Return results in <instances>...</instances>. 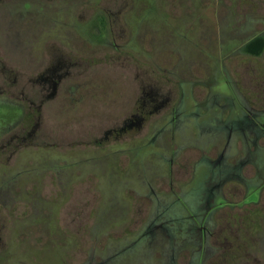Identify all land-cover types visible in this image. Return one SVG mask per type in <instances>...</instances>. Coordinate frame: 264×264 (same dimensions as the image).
Listing matches in <instances>:
<instances>
[{
  "label": "rangeland",
  "instance_id": "obj_1",
  "mask_svg": "<svg viewBox=\"0 0 264 264\" xmlns=\"http://www.w3.org/2000/svg\"><path fill=\"white\" fill-rule=\"evenodd\" d=\"M109 2L99 8H109ZM131 4L127 23L134 29L142 23L151 29L149 23L160 22L175 28L171 49H165L152 68L170 78L174 70L187 88L195 82L189 93L192 100L202 102L210 83L226 79L228 87L219 82L218 92L228 96L230 88L235 96L251 100L252 108H264V53L252 58L240 50L248 38L264 34V0H133ZM27 5L33 10V4ZM0 31L5 35L0 37V57H7L4 69L10 70L15 55L24 62L28 57L13 42H28L30 28L16 20ZM155 36L163 44L162 33L157 31ZM146 40L132 50L137 63L144 66L154 58L147 62L143 54L155 51ZM115 44L122 47L125 40L117 38ZM178 47L181 53L175 51ZM123 50L104 52L112 56ZM193 51L212 64V76L204 72L200 61L187 72L186 63L177 68L181 56L185 59ZM114 62L110 58L99 65L117 69V74L101 71L93 80L92 89L98 94L85 102L84 122L102 121L108 107L130 94L132 86L117 65L121 61ZM27 74L20 72V84ZM3 79L0 71V85L5 88L14 83L15 76ZM91 80L81 77L73 84L86 88ZM224 104L230 109L234 105L230 96ZM2 108L0 113L9 114L14 106L0 96ZM213 110L199 120H182L174 133L165 116L154 120L151 128H164L157 141L149 143V135L129 143L119 140L124 144L118 149L126 154L118 157L108 151L113 142L104 140L99 147L90 140L78 141L70 130L67 145L61 146L65 136L54 128L55 120H20L9 132L4 127L18 120H0V138L6 133L0 146L27 124H38L36 133L43 137L52 134L48 142L55 146L32 140L25 152L0 151V185L3 182L5 187L0 191V264H264V137L255 145L250 140L255 134H247L253 151L249 153L243 134L235 132L229 139L226 133V126L237 121L231 120L234 114L229 118L228 109L224 114L228 120H217L218 111ZM56 117V123L70 124L80 116L59 110ZM104 137L103 133L95 138ZM228 139V154L232 148L239 152L224 163L236 164L245 156L255 164L246 163L217 189L218 209L208 220L211 234L206 238L193 226L190 211L206 219L211 208L204 212L203 207L209 201V189L225 176L224 168L214 167L211 160L219 158Z\"/></svg>",
  "mask_w": 264,
  "mask_h": 264
},
{
  "label": "flooded vegetation",
  "instance_id": "obj_2",
  "mask_svg": "<svg viewBox=\"0 0 264 264\" xmlns=\"http://www.w3.org/2000/svg\"><path fill=\"white\" fill-rule=\"evenodd\" d=\"M108 1H110L107 4L109 8L101 10L99 6ZM131 2L133 0H0V28L7 27L9 23L11 24L16 20H20L23 28H30L28 42H13L15 48H22L27 52L28 57H25V62L13 55L12 69L6 70L3 61L7 57L6 59L0 57V71L4 78L2 81H8L11 75L15 76L13 80L15 84H7L5 88L0 85V96L6 98L14 106L13 113L7 114L9 111L4 114L0 113V120H18L13 126L4 127L6 128L5 132H9L11 128L20 125V120H55L56 127L54 128L57 130L58 127L60 130L57 131L62 132L60 135L65 136L62 139L63 142L59 143L61 146L67 145L65 139L67 131L70 130L69 132L76 136L78 141L90 140V143L99 147L103 145L104 140L109 141V143L113 142L114 146L109 148L108 151L111 150L112 155L118 157L121 156L119 153L125 152V150L118 149V145L124 144V142L119 144V140H126L129 143L133 139L149 135V143L154 144L157 141L164 128L158 131L151 128L154 120H161L165 116L171 128V133H174L179 128L182 120H199L209 109L212 111L217 109V120H228L226 119L228 116H224V114L229 109V118L234 114L231 120H237L226 126L229 139L235 132L243 134L246 140V150L249 153L253 152L250 150L249 143H247V134L250 132L255 134V138L250 139L255 145L257 140L263 139L264 108H252L248 105L251 100H248L245 96H235L229 88L230 93L228 96L234 103L230 109L228 105L224 104L228 98L227 94L218 92L217 86L220 82L228 87L226 79H217L218 81L215 83H210L202 102L192 100L189 93L195 88V82L191 83V88H187L183 82L177 80L174 70L170 72L171 80L168 77L169 75L163 73V70L152 68L153 61L157 57L161 60V56L164 55L163 51L173 45L176 34L175 28L171 29L169 24L168 27H165V22H160V25L156 26L149 23L151 29L143 26V23L138 29H134L133 26L127 23V15L131 10L130 8L133 7ZM29 3L33 4V10L31 11L27 5ZM11 6L15 8L10 10ZM86 29H89V31ZM157 31H160L164 36L163 44H160L155 36ZM149 33L152 35L147 37L146 35ZM1 35L5 37L0 31V37ZM258 35L264 36L261 33L253 35L242 44L240 49L242 54L252 58L260 57L245 51L246 44ZM117 38L125 40L122 47L115 44ZM146 38V43H152L155 46V51L149 55L143 54L147 62L154 58L150 61L151 64L144 66L137 63L139 62L138 58L133 55L132 50L135 45L139 46L140 43L143 45V39ZM109 48L124 50L123 53L120 52L121 54L117 53L111 56L108 51L104 52ZM175 51L181 53L179 47ZM193 52L186 55L185 59L181 56L177 68L186 63L185 72H187L190 69L189 67H195L196 62L200 61L205 66L202 67L205 69L204 72L212 76V64H208L206 60H203V56L201 58L196 57V51ZM110 58L115 61L114 63L121 61L117 65L122 68L121 72L124 75L120 71L119 73L124 77V80L130 82L132 86L130 94L119 103H114L113 105L116 106L111 107L112 109L108 107L106 114L102 119H99L102 121L84 122L83 120L86 119H84L85 116L82 115V111L85 102L94 99L98 94L92 89L95 85L93 80L101 71H114L117 74V69L99 67L102 64L101 62L108 61ZM135 62L136 65H134ZM155 66H157V62ZM158 67L160 68V66ZM22 70H25L28 74L27 77L26 75L23 76L24 82L22 81L20 84L18 76H20ZM185 72L177 76H184ZM130 73H133V75ZM127 76H131L133 83ZM217 76L219 75L216 72L215 77ZM81 77L92 78L91 83L86 88L82 85L73 84L74 80L76 81ZM252 99L254 100L253 97ZM3 109H0V111ZM59 110L74 112L80 117L72 119L70 124L64 121L59 124L56 123L59 120L56 117ZM43 114L47 116H43ZM21 127L20 133L10 136L4 144L1 143L0 151H11V154L19 151L20 153L25 152L26 147L32 144V140H41L38 143L41 142L40 144L55 147L52 146L54 145L52 142H48L51 140L52 134H49V137L46 138L36 133L39 128L38 124L34 126H28L27 124ZM5 132L0 141L4 139ZM103 133L105 134L104 139L95 138ZM229 139L221 148L219 158L211 160L214 167L224 168L223 173L225 176L220 177L218 183L213 184L209 189V201L203 207L204 212L211 208L206 219L200 218L199 215L201 214L198 211H190V217L194 220L193 226L203 233L206 238L211 234L208 229V220L218 209L217 189L225 181L237 175L243 165L248 162L253 163L245 156L240 158L241 160H237L236 164L224 163L227 157L236 156L239 152L232 148V152L228 154L230 150ZM244 149L242 153H244ZM21 173H24V171L16 174L15 182L19 181L18 177ZM249 183L247 181V185ZM1 185L0 191L5 188ZM255 193L257 194V192ZM213 206L215 207L213 208Z\"/></svg>",
  "mask_w": 264,
  "mask_h": 264
},
{
  "label": "trees",
  "instance_id": "obj_3",
  "mask_svg": "<svg viewBox=\"0 0 264 264\" xmlns=\"http://www.w3.org/2000/svg\"><path fill=\"white\" fill-rule=\"evenodd\" d=\"M245 51L255 56H261L264 53V36H256L246 44Z\"/></svg>",
  "mask_w": 264,
  "mask_h": 264
}]
</instances>
